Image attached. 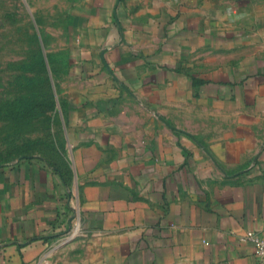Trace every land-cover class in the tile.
Here are the masks:
<instances>
[{"label": "crops", "instance_id": "0c3cea01", "mask_svg": "<svg viewBox=\"0 0 264 264\" xmlns=\"http://www.w3.org/2000/svg\"><path fill=\"white\" fill-rule=\"evenodd\" d=\"M66 27L69 169L0 165V264L73 237L77 264H260L264 0H74Z\"/></svg>", "mask_w": 264, "mask_h": 264}, {"label": "rangeland", "instance_id": "374dc122", "mask_svg": "<svg viewBox=\"0 0 264 264\" xmlns=\"http://www.w3.org/2000/svg\"><path fill=\"white\" fill-rule=\"evenodd\" d=\"M73 1L0 0V165L42 157L69 169L62 100ZM75 239L57 247L69 259L55 264H77Z\"/></svg>", "mask_w": 264, "mask_h": 264}, {"label": "built area", "instance_id": "2783aa9c", "mask_svg": "<svg viewBox=\"0 0 264 264\" xmlns=\"http://www.w3.org/2000/svg\"><path fill=\"white\" fill-rule=\"evenodd\" d=\"M245 240H251L254 243L255 255L260 264H264V236L255 230H248L243 237Z\"/></svg>", "mask_w": 264, "mask_h": 264}]
</instances>
